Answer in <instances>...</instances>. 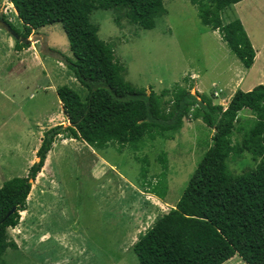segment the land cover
<instances>
[{"label": "rangeland", "instance_id": "374dc122", "mask_svg": "<svg viewBox=\"0 0 264 264\" xmlns=\"http://www.w3.org/2000/svg\"><path fill=\"white\" fill-rule=\"evenodd\" d=\"M164 6L166 14L157 17L150 30L125 20L119 26L110 10L98 9L90 15L99 27V38L113 45L127 81L157 94L175 85L190 87L191 93H203L224 107L237 88L226 86L231 77L243 78L239 87L243 91L260 73L264 81V62L246 69L218 31L201 23L195 5L164 0ZM12 7L8 0H0V15L20 33L23 25ZM221 17L223 23L238 18L253 46L264 50V0L241 1L226 8ZM26 39L28 46L16 50L15 39L0 28V186L27 174L37 160L44 131L69 124L57 88L67 85L81 98L85 95L65 66L64 57L71 53L61 23L33 29ZM218 89L222 91L213 96ZM223 96L227 99L221 100ZM190 113L173 139L156 138L137 151L125 147L118 152L115 146L96 149L65 137V132L57 135L31 183L17 226L6 230L17 245L7 249L6 263L139 264L133 244L177 202L205 141L211 140L212 130ZM239 115L249 117L250 111L246 108ZM162 153L167 164L163 199L145 185L152 182L151 175L163 171ZM141 161L148 168L142 179ZM228 164L235 174L255 167L248 153ZM222 264L247 263L235 254Z\"/></svg>", "mask_w": 264, "mask_h": 264}, {"label": "trees", "instance_id": "16d2710c", "mask_svg": "<svg viewBox=\"0 0 264 264\" xmlns=\"http://www.w3.org/2000/svg\"><path fill=\"white\" fill-rule=\"evenodd\" d=\"M8 1L22 22V32L4 21L19 38H26L33 29L61 23L71 53L64 57V63L85 95L81 98L67 85L57 88L69 124L44 131L37 160L27 174L1 184L0 264H7L3 256L8 248H17L6 230L17 226L31 183L57 135L65 132V137L96 149L115 146L118 152L125 147L137 151L156 138L173 139L189 112L212 130L211 140L205 141L206 148L174 207L138 236L132 250L139 264H222L235 254L247 264H264V81L248 91L237 89L226 107L203 93H191L190 87L175 85L171 91L162 89L157 94L127 81L126 69L115 58L113 45L99 38V27L90 15L94 10H110L117 25L122 26L125 20L150 30L156 18L167 12L164 0ZM188 1L196 6L201 23L217 30L231 53L250 68L255 50L241 21L235 18L223 23L221 17L226 8L243 0ZM27 46L15 39L16 50ZM246 108L250 116L242 119L239 113ZM246 153L255 167L233 173L228 161L241 159ZM165 155H160L163 171L151 175L152 182L145 184L161 199L167 192ZM142 165L141 179L148 172L147 165Z\"/></svg>", "mask_w": 264, "mask_h": 264}, {"label": "crops", "instance_id": "0c3cea01", "mask_svg": "<svg viewBox=\"0 0 264 264\" xmlns=\"http://www.w3.org/2000/svg\"><path fill=\"white\" fill-rule=\"evenodd\" d=\"M244 1V0H243ZM12 6V5H11ZM13 8V7H12ZM14 10V9H13ZM15 11V10H14ZM16 18H17V15H16ZM17 20H18V18H17ZM18 22H19V20H18ZM253 45V44H252ZM254 47V50H255V57H254V62H253V64H252V66L255 64V62H259V65L260 66H262V64H263V62H264V50H263V47L261 46V48H259V49H256L255 48V46H253ZM259 57V58H258ZM258 59V60H257ZM251 66V67H252ZM250 67V68H251ZM250 68H246V69H250ZM241 77H243V75L241 76ZM261 77H262V75H261V73L258 75V78H255V79H253L251 82H249V84H246L247 86H246V89H245V91H248V90H250V89H252L255 85H257V84H259V83H261ZM243 79V78H242ZM242 79L240 78V79H236L235 77H231V79H230V82H229V84L228 85H226L227 87H228V89L229 90H231V89H233V87H235V86H237V88L236 89H234L235 91L237 90V89H239V87H240V83H241V81H242ZM216 91V90H215ZM220 91H222V89H218V95H219V92ZM227 98H225V96H223L222 98H221V100H226ZM227 101H229V99H227ZM228 103V102H227ZM227 103H226V106H227ZM225 106V107H226Z\"/></svg>", "mask_w": 264, "mask_h": 264}, {"label": "water", "instance_id": "95a60500", "mask_svg": "<svg viewBox=\"0 0 264 264\" xmlns=\"http://www.w3.org/2000/svg\"><path fill=\"white\" fill-rule=\"evenodd\" d=\"M0 19H2V15H0ZM4 20L8 21L6 17H4ZM2 21H3V20H2ZM8 22H9V21H8ZM3 23H4V24H3L2 28L6 29V31H7L8 33H10V35H11L14 39H20L21 42H24V43L29 44V41H30L29 39H26V38H19V34H18V33H16L14 30H12V29L8 26V24H7L5 21H3ZM14 210H15V207L12 208L11 212H13Z\"/></svg>", "mask_w": 264, "mask_h": 264}, {"label": "flooded vegetation", "instance_id": "af4514ba", "mask_svg": "<svg viewBox=\"0 0 264 264\" xmlns=\"http://www.w3.org/2000/svg\"><path fill=\"white\" fill-rule=\"evenodd\" d=\"M2 20L4 21L3 17H2V19H0V28H2V26H3V24H4ZM2 29H4V28H2ZM5 31H6V30H5Z\"/></svg>", "mask_w": 264, "mask_h": 264}, {"label": "built area", "instance_id": "2783aa9c", "mask_svg": "<svg viewBox=\"0 0 264 264\" xmlns=\"http://www.w3.org/2000/svg\"><path fill=\"white\" fill-rule=\"evenodd\" d=\"M213 93H214V96H217L218 95V92L217 91H214Z\"/></svg>", "mask_w": 264, "mask_h": 264}, {"label": "bare ground", "instance_id": "6f19581e", "mask_svg": "<svg viewBox=\"0 0 264 264\" xmlns=\"http://www.w3.org/2000/svg\"><path fill=\"white\" fill-rule=\"evenodd\" d=\"M15 10V9H14ZM16 12V11H15Z\"/></svg>", "mask_w": 264, "mask_h": 264}, {"label": "clouds", "instance_id": "9594fccd", "mask_svg": "<svg viewBox=\"0 0 264 264\" xmlns=\"http://www.w3.org/2000/svg\"><path fill=\"white\" fill-rule=\"evenodd\" d=\"M173 207H174V205H173Z\"/></svg>", "mask_w": 264, "mask_h": 264}]
</instances>
